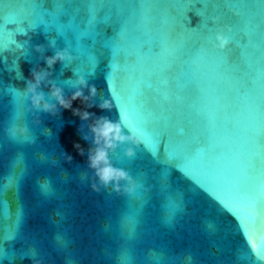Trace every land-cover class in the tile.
<instances>
[{"label": "water", "instance_id": "95a60500", "mask_svg": "<svg viewBox=\"0 0 264 264\" xmlns=\"http://www.w3.org/2000/svg\"><path fill=\"white\" fill-rule=\"evenodd\" d=\"M9 2L11 0H0V80L17 89H23L26 82L32 80L37 85L36 94L43 96L41 105L55 104L57 113L36 112L42 122L37 125L33 122V112H28L24 123L30 128L31 135L35 139L20 140L11 149L3 135V122H0V146H4L0 151V187L7 183L8 158L11 151H17L22 155L26 168L25 177L21 181L19 200L12 202L10 207L8 201L0 200V235H3L13 224L15 213L22 210L25 219L23 231L37 233L43 241L44 251L50 254L55 264H62L61 258L53 248V234L58 230L55 209L60 201L41 200V190L37 187L40 181L51 178L52 186L62 198L64 210L68 214L65 227L69 228L77 238L81 250L89 243H93L85 236L86 230L98 229L103 217H110L115 222L119 212L124 209L134 214L138 213L146 225L156 230L157 248H163L171 255L191 252L198 258L199 264H230L233 251L241 250L248 253L252 242L259 244L264 240V198L254 208H238L229 202V194L226 191L209 183L197 170H193L192 177H186L178 168L166 164L163 160V146L168 143L167 137L162 141L161 160L158 162L146 147H142L141 137L123 131L119 109L115 107V100L107 82L111 69L110 61L106 59L109 54L108 49L103 46V24L99 26L102 35L96 37L95 43L90 38L82 41L102 60L96 74L92 78L84 73L75 75L71 69H62L63 61L57 60L52 65L47 63V59L52 57L57 49L67 48V45L63 43L52 45L43 33L42 27L37 31L29 32L27 36L15 33L9 28V17L16 18L21 15L20 7L4 8L3 4ZM179 31V26L176 25L171 30L172 36L175 37ZM261 31L264 32V29ZM137 36L142 37V33H137ZM262 40L264 37L257 36L258 44ZM23 42L30 45L33 58L30 62H20L25 73V80L21 82L15 79L12 64L15 54H18L16 45ZM38 46H43L44 51H38ZM149 47L153 51H159L154 44L151 46L144 44V53L148 52ZM72 52L77 57L72 62L76 65L83 57L73 50ZM253 60L258 67H264V48H257L254 51ZM127 62L129 65L135 64L136 57L133 53L129 54ZM230 63L234 67L228 74L236 80L240 79L246 71L247 61L238 48L230 54ZM143 69L145 75L152 71V62L147 56ZM179 71V67L174 65L167 73L170 80ZM205 71L207 79L203 87L206 89L209 101L223 94L224 100L221 103L226 101L231 105L227 109V119L224 110L217 113L218 123L222 125L220 135L225 139L235 138L243 143L250 135L246 129L247 102L244 96L246 89L241 87L239 94L230 91L229 82H213L211 70ZM34 73L42 77L38 82ZM129 74L127 71L120 73L121 82L126 87L130 83ZM80 77H83L86 83L78 88L63 83V80H77ZM151 80L155 85L157 77L152 75ZM21 83L23 87H20ZM55 87L61 89L59 96L53 95ZM248 87H251L250 83ZM77 91L79 95H76ZM142 91L143 101L149 107L155 108L154 91L148 88ZM182 95L185 97V105L199 102L201 97L195 85H189ZM258 102L264 104V96L259 97ZM0 103L9 111L11 101L7 94ZM26 103L31 104V100ZM168 114L172 115L174 122L180 121L175 132L178 138H182L181 129L187 131L186 122L175 112L166 113ZM262 144H264V132H262ZM49 160L62 162L63 168L73 177L71 183L64 182L61 169L48 163ZM257 165L264 171V148ZM166 168H168L167 175H165ZM105 169H110L111 181L107 185L103 180ZM121 172L126 173V177L122 178ZM127 177L149 186V192L138 193L135 198L121 196L117 186L125 184ZM196 180L204 183V190L194 187ZM7 195L8 193L5 197ZM166 197L180 202L184 209L178 216L174 230L165 229L161 224ZM217 197L224 200L228 207L221 205ZM203 209L209 210L210 214ZM245 211L250 213V216H245ZM210 215L218 218L223 225L221 233L217 236H211L210 231L205 229L204 220ZM114 236L115 232L112 236H103L101 243L114 246ZM20 247L21 243L17 242L16 248ZM39 259L47 264L48 258L43 254ZM20 264H33V262L23 260Z\"/></svg>", "mask_w": 264, "mask_h": 264}, {"label": "snow or ice", "instance_id": "6c2138e0", "mask_svg": "<svg viewBox=\"0 0 264 264\" xmlns=\"http://www.w3.org/2000/svg\"><path fill=\"white\" fill-rule=\"evenodd\" d=\"M3 6L21 8L19 17H9L8 26L13 32L27 36L42 27L52 45L63 43L83 57L76 65L63 61L62 69H71L75 75L84 73L89 78L96 74L102 60L82 41L90 38L95 43L96 37L102 35L99 26L103 24V46L108 49L106 59L111 69L107 82L115 107L119 109L123 131L141 137L142 147L158 162L162 141L167 137L168 143L163 146L166 164L178 168L186 177H192L193 170H197L209 183L226 191L229 202L238 208H254L264 198V171L257 165L264 148V104L258 102V98L264 96V67H258L253 60L254 51L264 48V40L259 44L256 41L257 36L264 37L261 31L264 29V0H11ZM176 25L180 31L173 37L171 30ZM221 30L229 39L225 48L213 43ZM137 33H142L144 39ZM144 44H154L159 51L149 47L144 53ZM236 48L247 61L246 71L238 80L228 74L234 67L230 54ZM16 53L12 69L15 79L23 82L25 73L20 62H30L33 52L30 45L23 42L16 45ZM130 53L136 57L133 65L127 62ZM146 56L152 62V71L147 75L143 69ZM174 65L180 71L170 80L167 73ZM205 70H211L213 82H229L230 91L239 94L241 87L246 89V129L250 135L243 143L220 135L222 125L218 123L217 113L224 110L227 119L231 105L226 101L221 103L223 94L209 101L203 87L207 79ZM125 71L130 73L127 87L122 84L120 75ZM152 75L157 77L155 85ZM63 83L75 87L76 81L69 79ZM189 85H195L201 97L199 102L185 105L182 93ZM144 88L154 91L155 108L143 101ZM16 89L0 80V101L10 93H15L19 99L21 94ZM173 112L186 122L187 131L181 129L182 138L175 132L180 121L174 122L172 115H166ZM8 116V109L0 103V122ZM3 148L0 146V151ZM167 172L168 168L165 175ZM109 173L110 169L104 170V182L111 181ZM23 175H7V183L0 187V191L8 193L0 200L8 201L9 207L20 198ZM194 187L205 189L200 180L195 181ZM42 189L48 192L49 186L44 184ZM216 199L228 207L220 197ZM244 214L250 216L247 211ZM22 223L23 212L18 210L13 224L2 235V239L9 242V248L20 242ZM23 254L38 258L35 251ZM5 255L0 248V259ZM246 259L247 264H264V240L259 244L251 243Z\"/></svg>", "mask_w": 264, "mask_h": 264}, {"label": "clouds", "instance_id": "9594fccd", "mask_svg": "<svg viewBox=\"0 0 264 264\" xmlns=\"http://www.w3.org/2000/svg\"><path fill=\"white\" fill-rule=\"evenodd\" d=\"M216 19L219 20V17ZM213 43L216 47L225 48L229 44V39L224 31L221 30L216 33ZM37 50L43 52L44 48L43 46H38ZM76 59L77 57L73 54L72 50L67 47L57 49L55 54L47 59V63L52 65L57 60L73 62ZM33 75L37 77V82L42 78L36 73ZM75 81L74 88H78L86 83L83 77ZM36 86V83H33L32 80H28L23 89H16V92L21 94L19 99H17L15 93L7 94L10 97L11 107L8 118L2 123V131L10 149L17 145L20 140L31 141L35 139L31 135L30 128L24 123L28 112H33V122L37 125H40L42 122L40 117L36 115V112L46 111L52 114L57 113L55 104L43 103L41 105L43 96L36 94ZM60 93L61 89L55 87L53 95L59 96ZM79 94V91H77L76 95ZM28 100H31V104L26 103ZM61 103H63L62 99ZM47 162L60 168L64 182L71 183L73 177L67 169L63 168L61 161L49 160ZM8 168L9 175L19 177L24 173L23 178L25 177L26 168L23 157L19 152L11 151L8 158ZM120 176L122 178L126 177V173L121 172ZM52 183L51 178H45L37 184V187L41 190V200L51 201L57 199L60 201L55 209V214L58 217V230L53 234V248L61 258L62 264H199L198 258L191 252L171 255L165 249L157 248L155 244L156 230L146 225L138 213L134 214L127 209L119 212L115 222L110 217H103L98 229L94 231L91 229L86 230L85 236L90 238L93 243H89L85 249L81 250L78 247L77 238L73 236L69 228L65 227L68 222V214L64 210L65 206L63 205L62 198L58 196ZM108 183L105 182V185ZM44 184L49 186L48 192L43 191L42 185ZM149 190V186L138 183L131 177H127V182L122 186H117L118 193L125 197L135 198L138 193H147ZM6 194L7 192L0 191V197ZM183 210L180 202H175L166 197L161 220L162 226L165 229L174 230L178 223V216ZM24 223L25 219L23 216V223L20 226V248H9V242L3 240L2 235H0V248L7 254L3 259H0V264H20L23 260H31L33 264H44L39 259L41 254L48 258L47 264H55V260L51 258L50 254L44 251L43 241L39 235L35 232L26 233L23 231ZM204 226L206 230L210 231L211 236L219 235L223 228L219 219L211 215L204 220ZM113 232H115L114 246L102 244V237L106 235L112 236ZM21 248L23 252L30 253L35 251L38 258L34 259L31 255H24L20 251ZM230 264H247L246 253L241 250L233 251Z\"/></svg>", "mask_w": 264, "mask_h": 264}]
</instances>
